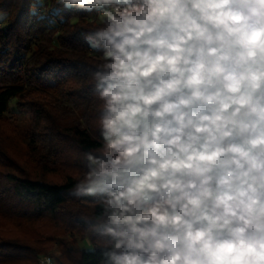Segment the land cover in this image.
Masks as SVG:
<instances>
[{
    "label": "clouds",
    "instance_id": "1",
    "mask_svg": "<svg viewBox=\"0 0 264 264\" xmlns=\"http://www.w3.org/2000/svg\"><path fill=\"white\" fill-rule=\"evenodd\" d=\"M95 10L108 264H264V0H69Z\"/></svg>",
    "mask_w": 264,
    "mask_h": 264
},
{
    "label": "trees",
    "instance_id": "2",
    "mask_svg": "<svg viewBox=\"0 0 264 264\" xmlns=\"http://www.w3.org/2000/svg\"><path fill=\"white\" fill-rule=\"evenodd\" d=\"M94 12L0 0V264H108L100 206L75 195L86 154L101 146L100 61L86 40L102 19Z\"/></svg>",
    "mask_w": 264,
    "mask_h": 264
},
{
    "label": "built area",
    "instance_id": "3",
    "mask_svg": "<svg viewBox=\"0 0 264 264\" xmlns=\"http://www.w3.org/2000/svg\"><path fill=\"white\" fill-rule=\"evenodd\" d=\"M94 13H95V16L97 18H102L101 16H99L97 14L96 11ZM37 263L38 264H53V261H52V258L51 257H49V256H43V257L38 258Z\"/></svg>",
    "mask_w": 264,
    "mask_h": 264
},
{
    "label": "rangeland",
    "instance_id": "4",
    "mask_svg": "<svg viewBox=\"0 0 264 264\" xmlns=\"http://www.w3.org/2000/svg\"><path fill=\"white\" fill-rule=\"evenodd\" d=\"M19 116H22V114H19ZM77 243H78V245L80 246L81 245V242H79V241H77ZM82 246L83 247H85L86 249H91V246L90 245H88V244H82ZM53 253H57V246L56 245H52V247H51V251L49 252V254H53ZM43 256H49V255H40L39 256V258L40 257H43ZM49 257H51V256H49Z\"/></svg>",
    "mask_w": 264,
    "mask_h": 264
}]
</instances>
